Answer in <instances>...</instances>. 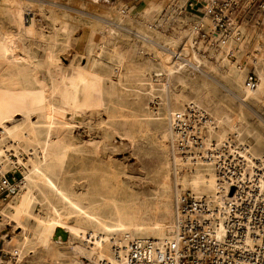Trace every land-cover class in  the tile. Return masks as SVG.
<instances>
[{
    "label": "rangeland",
    "instance_id": "374dc122",
    "mask_svg": "<svg viewBox=\"0 0 264 264\" xmlns=\"http://www.w3.org/2000/svg\"><path fill=\"white\" fill-rule=\"evenodd\" d=\"M20 1L23 2L25 8V24L32 25V23H35L32 26L42 31L46 36L50 35L61 24H68L71 27L68 44L64 43L62 34L57 36L53 50L59 58L57 61H52L50 67L43 46L44 43L38 40L28 43L31 54L34 58H37L36 60H39L43 69V71L42 69L39 71L38 76L35 78V87L38 89H47L51 78L66 76L69 72L70 64L83 65L92 59L95 53L93 51L92 54H88L85 50V43L90 34L88 27H93L94 23L96 24L94 42L103 44L104 52L101 55V60L104 66L113 70V77L117 76L115 73L116 69H118L117 62L114 58L109 57L107 53L113 48L128 50L130 53L128 59L132 65H149V68H151L149 71L154 80L155 77L152 74L154 71H163L162 74H164L162 78H156V81H153L159 86L162 85L160 86V88L162 87V97L158 93L149 95L145 94L144 90L139 91V96H142L141 105L136 100V96L130 93L131 90L120 87L119 95L110 97L111 99L106 107L97 106L94 95H91L86 102L87 104L82 106V109L83 107L84 109L81 111V115L74 118L72 134L69 137V141L73 144V150H71L72 152L70 151L65 159L62 175L58 178H52L60 186L76 193V196L80 198L77 201L79 205L84 203L83 197L80 195L85 191L84 189H87L92 193L90 196L91 205L98 209V212L110 224L114 225L115 217L113 213L116 206L105 198L109 195V189L113 187V182L109 176L111 173H115L126 182V186H129L127 191L131 194L130 200L132 201L130 202L142 204L144 216L147 219V222L145 219V225L150 224L154 221V218L160 217L165 210V205H163L161 199L162 181L165 178L169 181L167 193L169 198L166 197V199L168 200L167 206L171 210L170 221L166 222L165 227V235L167 234V227L172 222L174 213L175 176L173 172L174 163L170 154L169 133H167L168 137H163L161 131L164 127L168 132L167 115L169 113L170 92L174 90L183 92L186 96L196 95L195 91H192L189 87L203 76L200 68L204 67L205 60L209 63L215 62V64L219 60L224 63L227 70L222 73L223 70L217 69L214 73L223 83V86L217 85V92L204 94L202 93L204 92L203 89H196L197 95L203 94L202 96L206 99L204 103L207 105L206 111L210 110L213 112L215 109H223V115L235 116L237 106L242 107L245 110L244 119L235 116L233 123L246 125L247 128L241 138H247L250 142L254 139L252 134H258L262 143L257 146L256 152L258 156L264 154V102L258 98V93L255 90L248 91L243 86L247 74L254 73L258 78V84H261L264 90V31L262 29L243 30V27L236 25V28L241 31L237 39L228 40L220 45L217 51L209 50L204 54L206 56H200L199 53H196L197 57H199L198 59L202 60L197 62V58L191 57L192 51L189 54L185 50L181 54L177 53L181 49L180 44L183 33L197 16H201V12L198 9L195 11H190L187 8L181 9L185 4V0H152L137 5L128 4L124 6L115 5L110 0ZM8 3L7 0H0V30L14 32L17 31V25L8 18L6 13ZM26 14H28L27 20ZM108 28H115L116 35L108 38ZM121 33L125 34L123 35V40L117 35ZM22 41L16 35V44L20 45ZM229 41L230 46H225ZM228 50L232 52V55H228ZM163 53H167L165 57L161 56ZM181 55H185L184 58ZM237 55L239 56L238 59ZM161 58L165 59L167 63L164 64ZM229 62H234L237 65L240 76L238 73L229 72L227 69L230 65ZM124 68L123 66L120 69L126 72ZM179 68L180 70L178 71ZM134 82H132L133 84L130 83L132 84L131 86L127 83V87H136ZM167 89L170 90L169 94ZM262 91L259 92L261 97L263 95ZM16 93L20 94L19 103L22 106L30 104L39 97V93L36 90L33 93H29L17 88ZM164 98L167 102L165 101L163 104L162 99ZM152 101L157 102V110L155 111L152 108L154 107ZM67 115L69 117L70 113ZM146 115L152 116V118H159V120L160 118L164 119L162 126L155 122V119L150 121ZM15 116L20 118L21 113L16 112ZM32 117L35 119L34 115ZM211 118L213 117L211 116ZM226 120L225 118L224 123H229ZM213 125L215 126V123ZM213 125L211 126L214 127ZM233 128L226 124L223 128V134H228L227 136L235 134ZM208 130V128L204 129V136L217 139L210 136ZM249 146L252 149L251 143ZM8 152L16 157L13 150ZM19 154L21 161L24 160L27 171L28 167H30V163L26 159L28 155L25 152ZM15 157H12L11 160H17V157ZM186 180H183V187L191 188L190 185H187L188 180ZM76 196H73L72 199H75ZM15 199L16 197H13L11 200ZM54 201L56 206L63 212L70 213L69 216H75V207L68 205L59 198H55ZM119 204L125 203L120 202ZM65 206L66 208H64ZM46 211L45 202H37L34 207V213L38 215L44 214ZM68 221L73 222L74 217H69ZM60 226L61 224L57 223L55 229ZM2 227L0 228V233L6 230V238L8 239L21 230L18 226L15 227L8 224ZM116 233L118 232H113V235H117ZM65 234L66 244L45 251L43 256L27 253L21 264H75L77 260H80L82 264H87L88 251L77 243L76 235H72L68 228H66ZM142 237L154 238L152 235ZM4 243V238L0 236V249L5 251V255L1 256L2 264H19L4 249ZM100 260H104L103 253H99V256L93 260L92 264H102Z\"/></svg>",
    "mask_w": 264,
    "mask_h": 264
},
{
    "label": "bare ground",
    "instance_id": "6f19581e",
    "mask_svg": "<svg viewBox=\"0 0 264 264\" xmlns=\"http://www.w3.org/2000/svg\"><path fill=\"white\" fill-rule=\"evenodd\" d=\"M7 1L9 3L6 13L8 18L17 25V31L0 30V161L6 162L9 159L8 156L11 154L8 151L13 150V153L17 157L16 163L21 162L19 153L25 152L28 155L26 159L30 163V167H28V170L24 174L25 183L20 192L15 196L16 199L0 206V228L7 224L21 228L19 233L12 235L9 239L6 238V230L0 233V236L5 240L4 249L10 253V257H14L21 264L27 253L43 256L45 251L66 244L65 233L66 228H68L72 235H76L77 243L88 251L87 264H92L93 260L99 256V253L104 254L106 264H124L111 256L110 237L113 236V232H118L116 236H120V234L121 236L129 235L134 237L152 235L154 238H164L166 222L170 221L171 218V210L167 206L168 200L166 199L168 197L169 181L165 178L162 181L161 199L163 205H165L163 214L158 218H154L152 223L145 225L144 207L140 203L130 202L132 201L130 200L131 194L127 191L129 186H126V182L118 175L111 173L109 178L113 182V187L109 189V195L105 199L114 203L116 206L113 213L115 224L112 225L98 212V209L91 205L92 201L90 196L92 193L90 191L84 189L85 191L80 195L83 197L84 203L79 205L77 203L80 199L79 196H76V193L69 191L67 188L60 186L52 177L58 178L63 173L65 159L70 151L73 150V144L69 141V137L72 134L74 118L81 115V111L84 109V107L82 109V106L87 104L86 102L91 95H94L97 106L106 107L109 104L110 97L119 95L120 87L128 88L129 91L131 90L130 93L134 94L136 100L142 105V96H139V91L144 90L145 94L147 93L149 95L158 93L162 97V87L160 88L162 85L159 86V84L153 82L156 81V78L155 80L153 79L149 71L151 70L149 65H132L128 59L130 55L128 50H120L117 48H113V50L107 52L108 56L114 58L117 62L118 69L115 71L117 76L113 77V70L104 66L101 60V55L104 52L103 44H96L94 42L96 32V24L94 23L93 27H88L90 34L85 43L87 53L92 54L93 51L95 53L94 56L92 55V59L83 65L70 64L69 72L66 76L51 78L47 89H38L35 87V78L42 69L40 66L41 63L31 54L28 43L34 40L44 43L43 46L50 67V63L57 61L59 58L53 50L57 36L62 34L64 43L68 44L70 41L71 27L68 24H61L50 35L46 36L42 31L32 26L35 23H32V25L25 24V8L22 1ZM237 26H239L238 23ZM115 31V28H108V38L116 35ZM122 33L117 34L118 37L122 38L121 40H123V35H125ZM16 35L23 40L22 44H16ZM230 39L237 38L229 37L227 40L221 41L217 47L214 46L212 50L217 51L220 45ZM229 44L230 41L225 46H230ZM228 52L231 51L228 50ZM166 54L163 53L160 55L165 57ZM197 56L196 53L192 52L191 57L197 58V62L202 61ZM238 57L237 55V59ZM161 61L164 64L167 63L163 58H161ZM229 64L227 67L229 72L238 73L239 75L240 72L238 71L239 68L237 65L234 62H229ZM123 66L126 72L121 71L122 69L120 68ZM204 67L200 68V72L203 74L201 79L189 87L192 91H195L196 95L186 96L183 92L172 90L170 92L168 110H178L182 107L183 102L188 100L194 101L206 110L207 105L204 104L206 99L202 96L203 94L197 95L196 89H203L204 92L202 93L204 94L217 92V85L223 86V83L214 73L217 69L223 70L222 73L227 70L225 69L224 63L219 60H217V64L215 62L209 63L205 60ZM165 69L167 70L166 66ZM162 72L154 71L152 74L154 76L163 75ZM47 73L49 74V72ZM132 82L136 84V87H127ZM17 88L24 92L28 91L29 93H33L36 90L39 93V97L30 104L22 106L19 103L20 94L16 93ZM167 90L169 94L170 90ZM254 90L258 93V98L264 102V90L261 84H257ZM261 91L263 92L262 97L259 96V92ZM165 101V98L162 99L163 104ZM16 112L21 113L20 118H16ZM208 112L213 117L212 119H214L213 121L215 123V126L213 125L214 127L208 125L204 128L209 129L210 136L216 137L217 140L224 139L228 135L223 134V128L227 124L229 127H234V133H237L239 138L242 137L241 135H243L247 128L246 125L233 123L235 116L244 119L245 110L242 107L237 106L235 116L223 115V109H215L213 112L208 110ZM68 113H70L69 117L67 115ZM32 115L35 116V119H33ZM146 117L150 121H154L155 119V122H158L161 126L162 122H164L162 118L159 120V118H152L149 115H146ZM225 118L229 123H224ZM161 133L163 137H168L166 128L164 129L163 127ZM252 136L254 139L250 142L252 149L249 146V151L255 158L262 157L264 154L258 156L256 152L257 146L262 141L259 139L258 134H252ZM22 161L24 163V160ZM187 185H190L194 190L202 189L207 191L213 187L214 179L212 175H196L189 183L187 182ZM73 196H76V198L72 199ZM55 198L62 199L68 205L75 207V216H69L70 213H65L57 207L54 201ZM37 202H45L47 211L44 214L36 215L34 213V207ZM120 202L125 204H119ZM69 217H74V221L69 222ZM57 223H60L61 226L55 229ZM75 264L82 263L80 260H77Z\"/></svg>",
    "mask_w": 264,
    "mask_h": 264
},
{
    "label": "built area",
    "instance_id": "2783aa9c",
    "mask_svg": "<svg viewBox=\"0 0 264 264\" xmlns=\"http://www.w3.org/2000/svg\"><path fill=\"white\" fill-rule=\"evenodd\" d=\"M195 3L187 0L181 9L195 11ZM253 3L264 11V0H207L201 16L196 15L183 33L177 53L204 55L217 43L238 38L241 31L234 13ZM257 84L256 75L248 73L244 88L252 91ZM156 103L152 101L154 111ZM168 112L175 176L172 222L164 238L111 236V256L124 264H264V155L253 157L250 140L236 133L222 140L204 136V128L214 122L194 101ZM8 157L0 161V206L25 183V163ZM196 175H212L213 187L207 191L184 188L183 180L189 183ZM4 252L0 249V264ZM100 262L107 263L106 259Z\"/></svg>",
    "mask_w": 264,
    "mask_h": 264
},
{
    "label": "crops",
    "instance_id": "0c3cea01",
    "mask_svg": "<svg viewBox=\"0 0 264 264\" xmlns=\"http://www.w3.org/2000/svg\"><path fill=\"white\" fill-rule=\"evenodd\" d=\"M146 1L152 0H110V2L115 5H128L133 4L137 5L140 3H146ZM187 0H185L186 2ZM207 0H196V8L198 11H202L203 6L206 4ZM234 17L236 22L243 27V30H259L262 29L264 31V11L257 8L256 3H253L250 6L242 5V7L238 8Z\"/></svg>",
    "mask_w": 264,
    "mask_h": 264
}]
</instances>
